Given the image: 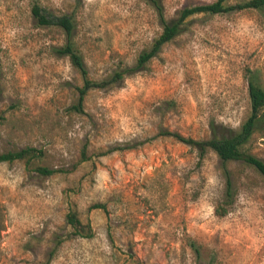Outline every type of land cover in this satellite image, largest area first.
<instances>
[{"label":"rangeland","instance_id":"rangeland-1","mask_svg":"<svg viewBox=\"0 0 264 264\" xmlns=\"http://www.w3.org/2000/svg\"><path fill=\"white\" fill-rule=\"evenodd\" d=\"M214 1L160 5L168 22ZM35 2L70 16L71 35L39 25ZM162 28L147 0H0V153L40 152L28 166L0 163V264H45L52 250L48 264H264V178L158 135L239 130L249 70L264 88V8L187 18L144 67L90 90L83 111L72 108L82 80L57 48L72 42L98 81L135 65ZM243 150L264 160V122ZM34 165L55 172L42 176ZM70 211L90 225L89 237L67 223Z\"/></svg>","mask_w":264,"mask_h":264},{"label":"trees","instance_id":"trees-1","mask_svg":"<svg viewBox=\"0 0 264 264\" xmlns=\"http://www.w3.org/2000/svg\"><path fill=\"white\" fill-rule=\"evenodd\" d=\"M159 11L163 22V28L160 35L154 40L151 47L139 54L136 64L133 66L117 67V69L108 78L102 80H93L89 77L88 70L83 61L82 55L74 44L68 41L64 46L57 48L55 51L60 55L67 56L71 65L77 70L81 76L82 85L77 88L78 98L77 103L72 106L76 111H83V102L85 96L93 89H108L115 87L116 83L122 81L125 77L140 70L152 58H154L161 48L174 39L181 31V26L184 21L196 14H226L243 10H261L264 8V0H244L238 3L230 4L228 0H215L211 3L199 4L191 7H184L179 11L178 17L171 21H165L161 12V0H147ZM31 14L39 25L43 26H59L68 36L71 35L74 29V23L70 16L62 15L55 16L35 2L31 6ZM248 99L249 112L245 120L242 122L239 130L229 136H221L214 133L208 139L197 140L191 137H185L177 132L161 130L159 136H170L175 140L195 148L200 158L211 150L223 162L242 161L250 167L254 168L264 178V160L251 155L243 150V146L251 139L257 125L264 122V88L258 83L253 71L248 72ZM132 144L125 146H115L107 150V152L133 148ZM82 161L85 160L84 152L82 153ZM40 159V152L34 148L26 147L15 151H6L0 153V163L23 162L26 166L32 164L33 160ZM33 169L42 176H50L55 171L46 166L34 165ZM226 196L231 197L232 188L230 181L226 179ZM93 208H102L96 204ZM215 213L223 216L226 213V208L219 205L215 208ZM66 221L71 226L73 231L80 236L89 237L91 235V227L89 224H83L75 211H70L66 214ZM54 250L49 253V258L45 262L48 264Z\"/></svg>","mask_w":264,"mask_h":264}]
</instances>
